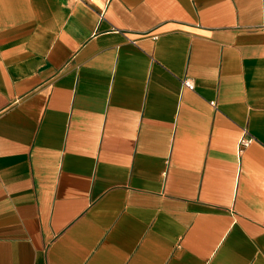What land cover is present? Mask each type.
<instances>
[{
	"label": "crops",
	"instance_id": "crops-1",
	"mask_svg": "<svg viewBox=\"0 0 264 264\" xmlns=\"http://www.w3.org/2000/svg\"><path fill=\"white\" fill-rule=\"evenodd\" d=\"M263 23L0 0V264H264Z\"/></svg>",
	"mask_w": 264,
	"mask_h": 264
},
{
	"label": "built area",
	"instance_id": "built-area-1",
	"mask_svg": "<svg viewBox=\"0 0 264 264\" xmlns=\"http://www.w3.org/2000/svg\"><path fill=\"white\" fill-rule=\"evenodd\" d=\"M262 8L264 10V0H262ZM260 28L264 30V23L260 26ZM184 85L187 88L190 87V85L187 82H184ZM251 141H252L251 137H249L245 131H242L236 143L237 153L240 152L242 149H245L251 143Z\"/></svg>",
	"mask_w": 264,
	"mask_h": 264
}]
</instances>
